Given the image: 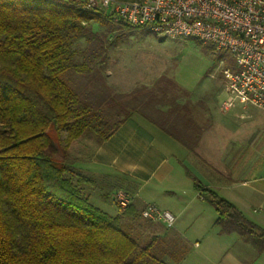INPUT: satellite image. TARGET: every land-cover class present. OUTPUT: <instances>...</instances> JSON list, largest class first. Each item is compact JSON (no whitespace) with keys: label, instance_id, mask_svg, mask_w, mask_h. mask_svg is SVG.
Returning a JSON list of instances; mask_svg holds the SVG:
<instances>
[{"label":"trees","instance_id":"trees-1","mask_svg":"<svg viewBox=\"0 0 264 264\" xmlns=\"http://www.w3.org/2000/svg\"><path fill=\"white\" fill-rule=\"evenodd\" d=\"M93 24L145 27L118 25L83 1L0 0V264H167L152 241L140 243L119 217L92 204L79 186L90 179L75 182L74 169L59 159L86 131L103 139L120 124L104 129L109 121L72 78L97 60L94 50L79 62L74 48ZM196 187L222 233L238 231L264 250L263 227L199 180Z\"/></svg>","mask_w":264,"mask_h":264},{"label":"crops","instance_id":"crops-1","mask_svg":"<svg viewBox=\"0 0 264 264\" xmlns=\"http://www.w3.org/2000/svg\"><path fill=\"white\" fill-rule=\"evenodd\" d=\"M98 66L86 74L75 72L72 78L76 85L86 76L88 84L101 78L112 91L110 96L129 95L135 90L119 89V83L110 82L105 63ZM149 98L141 96L137 101L142 106ZM167 98L159 95L153 100L157 107L153 109L165 114L164 123L140 109L129 111L120 116L119 126L107 137L93 136L88 130L59 159L74 169L76 182L80 175L90 179L79 186L92 204L119 217L140 243L141 239L152 241V249L161 250L158 256L167 264H264V250H257L238 231H220L215 225L217 211L196 187L199 180L264 228V151L257 141H244L243 134L224 130L230 116L219 118L207 106L204 113L199 112L192 100L179 104L180 113L170 115L172 99L166 103ZM88 99L84 100L96 101L89 95ZM106 101L99 103V110ZM168 125H175L179 133L170 131ZM106 181L112 182L114 203L118 190L129 195L130 214H124L127 207L117 203L112 211L93 203L96 187ZM103 195L107 200V194ZM101 202L106 204L103 199ZM149 204L172 211L175 223L143 216Z\"/></svg>","mask_w":264,"mask_h":264},{"label":"rangeland","instance_id":"rangeland-1","mask_svg":"<svg viewBox=\"0 0 264 264\" xmlns=\"http://www.w3.org/2000/svg\"><path fill=\"white\" fill-rule=\"evenodd\" d=\"M123 26L124 24L118 23ZM120 27V26H117ZM93 34L90 37H80L74 44L77 51V60H88L90 52L96 50L99 58L95 63L90 64L92 68L105 63L106 73H109V80L113 84L119 83L121 90H135L129 95L114 94L107 90L105 82L99 78L96 81L87 83V78L82 77L78 85L75 86L82 95L86 94L95 99L91 107H98L99 103L106 101L101 108V113L109 121L104 127H110L117 122L121 115H126L129 111L140 109L143 113L152 116L161 123L163 116L153 109L155 107V97L161 95L168 97L165 101L170 102V115L174 111H181L182 102L194 101L197 110L204 113L205 106L214 114L230 116L228 129L231 132L243 134L244 141H257L258 146L264 151V110L254 106L241 107V109H224L222 101L224 99L223 86L225 78L223 70L226 67L236 69L237 60L230 50L216 52L206 50L203 44L196 38H176L165 37L151 32L147 27L128 30L125 26L111 30L107 26L93 24ZM123 33L118 44L111 46L110 41L116 34ZM84 52L86 53L84 55ZM85 56V57H84ZM106 59V61H104ZM98 66V67H99ZM67 72L64 77L67 78ZM84 78V79H83ZM115 80L116 82H114ZM71 84L74 83L71 81ZM118 85V87H120ZM150 97L142 106L137 101L139 97ZM174 97V98H173ZM175 98H178L175 100ZM179 102V103H178ZM98 103V104H97ZM157 109V107H155ZM179 113L175 117H180ZM243 116V117H242ZM170 131L178 134L175 125L167 126ZM90 134L97 136L94 131ZM60 158V156H59ZM74 177V181L76 182ZM112 182L106 181L102 186L96 187V194L93 193V203L103 205L107 211L117 208L116 203L111 198L113 186ZM95 188V187H94ZM107 194V200L103 194ZM101 199L106 204H102ZM103 208V209H104ZM112 209V210H111ZM127 229V228H126ZM150 240L141 239L145 244ZM175 245V243H171ZM157 255L161 250H153Z\"/></svg>","mask_w":264,"mask_h":264},{"label":"built area","instance_id":"built-area-1","mask_svg":"<svg viewBox=\"0 0 264 264\" xmlns=\"http://www.w3.org/2000/svg\"><path fill=\"white\" fill-rule=\"evenodd\" d=\"M90 10H103L116 23L142 25L165 37L196 38L216 52L230 50L237 67L223 70L224 109L254 106L264 110V0H84ZM115 201L127 207L131 198L124 190ZM143 216L174 224L167 209L149 204Z\"/></svg>","mask_w":264,"mask_h":264}]
</instances>
